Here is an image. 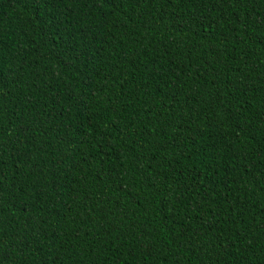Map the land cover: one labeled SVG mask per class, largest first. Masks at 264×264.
Here are the masks:
<instances>
[{"label": "trees", "instance_id": "trees-1", "mask_svg": "<svg viewBox=\"0 0 264 264\" xmlns=\"http://www.w3.org/2000/svg\"><path fill=\"white\" fill-rule=\"evenodd\" d=\"M0 264H264V0H0Z\"/></svg>", "mask_w": 264, "mask_h": 264}]
</instances>
